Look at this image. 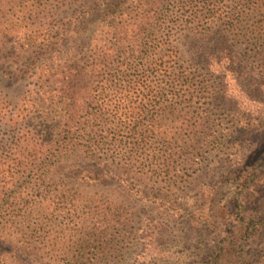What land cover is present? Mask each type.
<instances>
[{
	"label": "trees",
	"instance_id": "16d2710c",
	"mask_svg": "<svg viewBox=\"0 0 264 264\" xmlns=\"http://www.w3.org/2000/svg\"><path fill=\"white\" fill-rule=\"evenodd\" d=\"M0 1V9L8 14L20 0ZM142 4L148 8V31L135 25L143 21L139 4L109 21L96 15L95 9L107 5V0H94L85 11L72 15V29L57 31L54 43L46 37L39 41L31 33L21 36L12 26L0 23V39L16 33L21 42L9 57L0 58V90L12 89L18 97L11 108L10 102L0 103V127H23L10 144L0 141V236L7 224L6 208L26 205L24 191L40 187L46 179L36 165L47 152L50 157H97L93 159L96 172L102 164L116 168V157H136L147 173L148 165L152 168L154 182L171 183L169 187L184 183V175L154 171L172 157H196L203 132L200 124L207 114L200 93L208 88L203 80L198 87V78L213 75L211 69L217 65L218 78L224 79L232 72V63L224 53H209L197 77L177 37L184 30L203 37L216 26L231 33L251 14L261 19L254 26L259 30L264 26V0H148ZM263 56L259 54L258 60ZM222 131L215 145L225 147L234 131ZM259 154L264 156L263 151ZM99 157L110 159L99 161ZM247 167L240 171L248 176L238 186L232 210L220 216L210 198L209 210L200 215L202 231L212 228L210 233H216L214 239L219 242L214 254L197 264H262L264 252L257 261L251 258L257 255L254 236L264 231V171L258 173L260 178L256 174L264 169V157ZM26 173L29 181H22ZM95 174L94 180L101 178ZM256 182L263 196L252 211L245 191ZM228 221L235 224V232L220 237L219 224L222 227Z\"/></svg>",
	"mask_w": 264,
	"mask_h": 264
},
{
	"label": "rangeland",
	"instance_id": "374dc122",
	"mask_svg": "<svg viewBox=\"0 0 264 264\" xmlns=\"http://www.w3.org/2000/svg\"><path fill=\"white\" fill-rule=\"evenodd\" d=\"M147 1L107 0L95 14L109 21L123 9L132 11L139 4L143 21L135 25L148 31V8L142 4ZM93 2L20 0L18 8L8 14L0 9V23L12 26L21 36L31 33L39 41L46 37L54 43L57 31L72 29L69 18ZM260 21L251 14L231 33L216 26L203 37L185 30L177 37L186 60L197 69V77L209 53H224L232 63V72L224 79L218 78L217 65L211 69L216 73L198 78L197 86L203 80L208 88L200 93L207 114L200 124L203 132L198 136L196 157H172L154 171L184 175V183L169 187L171 183L154 182L152 168L148 165L147 173L146 167L135 162L136 157H116V168L102 164L96 172L97 157H50L47 152L36 165L44 170L38 173L45 174L46 179L40 187L23 193L28 208L23 203L10 204L3 213L7 224L0 236V264H197L213 255L219 239L210 233L212 228L202 231L200 215L209 210L210 198L215 200L220 216L229 213L238 186L248 176L240 171L264 157L259 154L264 152V58L258 60L264 53V26L254 29ZM18 34L0 39V58L9 57L10 50L21 44ZM15 94L12 89L0 90V103L10 102L9 107H13L18 101ZM225 128L234 131L232 142L225 147L215 145ZM20 129L0 127V141L10 144L13 134L23 133ZM193 161H199L197 166ZM263 171L256 172L259 178ZM95 173L101 178L94 180ZM29 177L26 173L21 180L29 181ZM257 182L245 191L252 211L263 196ZM234 225L231 221L222 227L219 224L220 237L235 232ZM254 238L257 255L251 259L257 261L264 252V231L258 230ZM226 260L221 259L222 263Z\"/></svg>",
	"mask_w": 264,
	"mask_h": 264
}]
</instances>
